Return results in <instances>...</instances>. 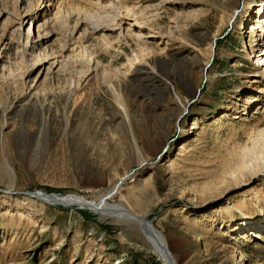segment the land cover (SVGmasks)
Listing matches in <instances>:
<instances>
[{
	"label": "rangeland",
	"instance_id": "obj_1",
	"mask_svg": "<svg viewBox=\"0 0 264 264\" xmlns=\"http://www.w3.org/2000/svg\"><path fill=\"white\" fill-rule=\"evenodd\" d=\"M18 1L0 0V264H168L137 222L24 193L99 206L127 171L107 208L186 238L196 264L264 263V98L242 89L264 73V0H71L112 25L71 47Z\"/></svg>",
	"mask_w": 264,
	"mask_h": 264
},
{
	"label": "bare ground",
	"instance_id": "obj_2",
	"mask_svg": "<svg viewBox=\"0 0 264 264\" xmlns=\"http://www.w3.org/2000/svg\"><path fill=\"white\" fill-rule=\"evenodd\" d=\"M44 2V3H43ZM19 3V10L17 12V15L19 17V20L21 21V25H24L26 22H32L37 15L41 14L42 12H36V8L33 7H22V0L18 1ZM40 3H42V6H45L44 9L45 13H55L56 18H51L52 20L45 23L41 27H44L43 31L45 32L43 36L51 37L55 35V32L50 29L51 26H54L57 23L66 25L67 29H70V37L68 39V42L66 43L67 47H71L76 43L74 41L73 34L75 32H78L79 29L84 28L86 31H88L87 36H92L96 33H102L106 30H109L112 25H103L98 22V18L96 15H91V17H87V15H84L83 10L80 7H75L73 3H71V0H40ZM250 5L249 2L245 4ZM94 5V4H93ZM123 8V7H122ZM120 8V10L122 9ZM139 11L134 8H123L120 12L116 13V15L113 16V20L115 21L117 19V15H136ZM238 13H241V10L238 9L236 11V15ZM6 14L5 12H1L0 15ZM234 14V15H235ZM73 24V26L71 25ZM259 27V25H258ZM264 31V27H263ZM45 36V37H46ZM37 44V42H34ZM29 44L25 46V49L27 50L29 47ZM32 46H35L32 44ZM254 79L251 81L250 86H243V90H252L255 93V97L253 101H257V97L264 98V73L262 74H254ZM135 149H137L139 152H141V148L138 145L137 142L134 141ZM133 174V171H127L121 176L118 177L117 181L113 184L111 188H109L105 192H100L97 194V198L101 201H103L99 206H92L89 204L83 203L84 200L80 199L78 197H71L69 199V202H63V199L68 197L69 195L63 196L60 193H55L56 195H52L51 193H46L45 191H38L41 193V196L48 200H59L65 204H71L70 206H76L80 204L83 207H88L93 209L94 211L100 212L102 214V217H109L113 216L116 221H134L141 225V229L145 231L147 234V238L154 246V249L159 253L161 258L164 262L168 264H196V255L194 254L193 250L190 248L188 241L184 237L175 236L173 234H165L162 231H160L153 222H151L149 219L146 218V215H142L141 218L134 217L133 215L129 214V211L127 208L123 205H118L114 209L107 208V198L111 195H114L119 188L122 186V184L125 182V180ZM12 181V177H11ZM72 195V194H71ZM96 197V196H95ZM71 202V203H70ZM93 202V201H92ZM99 203V202H98ZM79 206V205H78ZM109 206V204H108ZM80 207V206H79ZM81 207V208H83ZM135 215V214H134ZM138 216V215H136ZM111 218V217H110ZM114 220V221H115ZM261 221L264 220L262 219ZM258 235H256L257 237ZM226 251V250H224ZM227 253V252H225ZM239 255L237 256L239 258V262L236 263L235 259L237 260V257L230 256L227 259L228 264H249V260L247 259V256L244 254V251L240 250ZM258 264H264V263H258Z\"/></svg>",
	"mask_w": 264,
	"mask_h": 264
},
{
	"label": "water",
	"instance_id": "obj_3",
	"mask_svg": "<svg viewBox=\"0 0 264 264\" xmlns=\"http://www.w3.org/2000/svg\"><path fill=\"white\" fill-rule=\"evenodd\" d=\"M25 194H27V195H29V196H32V197H36V198H38V199H42V200H45V201H47L48 203H51L52 205H61V206H63V207H70V205L71 204H65V203H63V202H61V201H59V200H57V199H55V200H52V201H48V200H46V199H44L42 196H41V193H39L38 191H34V192H30V191H27V192H24ZM52 195L54 194V195H56L55 193H51Z\"/></svg>",
	"mask_w": 264,
	"mask_h": 264
}]
</instances>
